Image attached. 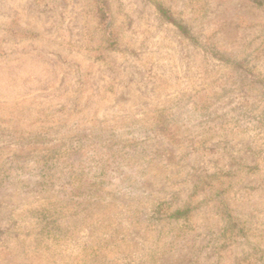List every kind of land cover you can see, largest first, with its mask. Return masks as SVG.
<instances>
[{
    "label": "rangeland",
    "instance_id": "1",
    "mask_svg": "<svg viewBox=\"0 0 264 264\" xmlns=\"http://www.w3.org/2000/svg\"><path fill=\"white\" fill-rule=\"evenodd\" d=\"M107 2L0 0V264H264V0Z\"/></svg>",
    "mask_w": 264,
    "mask_h": 264
},
{
    "label": "trees",
    "instance_id": "2",
    "mask_svg": "<svg viewBox=\"0 0 264 264\" xmlns=\"http://www.w3.org/2000/svg\"><path fill=\"white\" fill-rule=\"evenodd\" d=\"M93 2L95 4L96 17L99 21V24L102 25L103 29H105L106 35L109 39L114 38L112 21L109 13L107 0H93ZM158 11L166 20L174 24L182 34L188 35L187 28L181 23H179L176 19H174V17L172 16L171 12L168 9H166L165 7L159 4Z\"/></svg>",
    "mask_w": 264,
    "mask_h": 264
}]
</instances>
